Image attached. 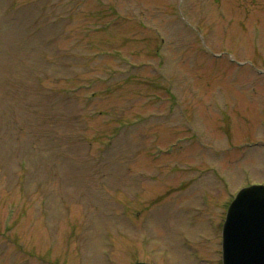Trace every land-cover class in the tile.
I'll return each mask as SVG.
<instances>
[{"label": "rangeland", "instance_id": "rangeland-1", "mask_svg": "<svg viewBox=\"0 0 264 264\" xmlns=\"http://www.w3.org/2000/svg\"><path fill=\"white\" fill-rule=\"evenodd\" d=\"M177 2L0 0V264L220 263L264 183V0Z\"/></svg>", "mask_w": 264, "mask_h": 264}, {"label": "water", "instance_id": "water-1", "mask_svg": "<svg viewBox=\"0 0 264 264\" xmlns=\"http://www.w3.org/2000/svg\"><path fill=\"white\" fill-rule=\"evenodd\" d=\"M251 248L256 252H249ZM223 264H264V187L242 189L230 205L224 227Z\"/></svg>", "mask_w": 264, "mask_h": 264}]
</instances>
